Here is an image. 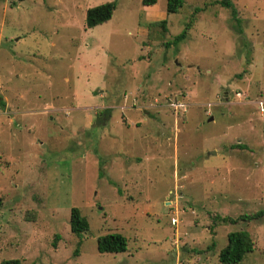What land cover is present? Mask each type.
<instances>
[{"label": "rangeland", "instance_id": "obj_1", "mask_svg": "<svg viewBox=\"0 0 264 264\" xmlns=\"http://www.w3.org/2000/svg\"><path fill=\"white\" fill-rule=\"evenodd\" d=\"M220 1L0 0V263L222 264L246 231L264 264V0Z\"/></svg>", "mask_w": 264, "mask_h": 264}, {"label": "trees", "instance_id": "obj_2", "mask_svg": "<svg viewBox=\"0 0 264 264\" xmlns=\"http://www.w3.org/2000/svg\"><path fill=\"white\" fill-rule=\"evenodd\" d=\"M219 3L229 9L232 7V2L230 0H221ZM156 4L157 0H142V5L146 7L154 6ZM182 6L183 0H167L166 14L168 15L176 13ZM115 8V1H112L87 9L85 15V27L87 29H92L108 22L112 18ZM232 8L231 14L233 18H236L235 11ZM165 22L166 20H163L160 23L162 25H165ZM187 30L188 27L178 36H176L172 43L178 44L183 41L187 37ZM263 214L264 211H259L253 215L241 216L238 220L252 221L261 218ZM222 221L236 223L237 220H227L224 218L222 219ZM69 226L71 233L78 238L86 234L89 230L87 219L82 216L80 210L75 207L71 208L70 210ZM57 240L58 236L55 237V240L52 244L53 249H56ZM227 240V245L220 251L218 255L219 261L222 264H240L243 261L244 257L247 254L252 253L254 250V243L250 235L246 231L229 233L227 236ZM80 244L81 242L79 241L78 245ZM126 250L127 240L119 233L106 234L97 239V251L100 254H118L124 253L126 252ZM0 264H21V262L18 259H14L2 261Z\"/></svg>", "mask_w": 264, "mask_h": 264}, {"label": "crops", "instance_id": "obj_3", "mask_svg": "<svg viewBox=\"0 0 264 264\" xmlns=\"http://www.w3.org/2000/svg\"><path fill=\"white\" fill-rule=\"evenodd\" d=\"M152 7H154V6H147V7L145 6V9L152 8ZM146 17L149 18V19L146 18V21H150V19H151L152 21H155V22L163 21L166 18L165 14L163 12H154L152 14L149 13V14H147ZM101 107H103V106L95 107V109H101Z\"/></svg>", "mask_w": 264, "mask_h": 264}, {"label": "built area", "instance_id": "obj_4", "mask_svg": "<svg viewBox=\"0 0 264 264\" xmlns=\"http://www.w3.org/2000/svg\"><path fill=\"white\" fill-rule=\"evenodd\" d=\"M262 106H263V104L260 103V109ZM262 111L264 112L263 108H262ZM176 222H177V220L172 218V220H171L172 225H175Z\"/></svg>", "mask_w": 264, "mask_h": 264}]
</instances>
